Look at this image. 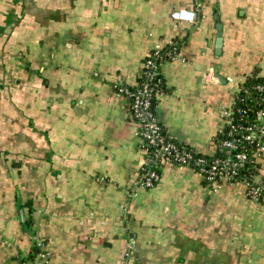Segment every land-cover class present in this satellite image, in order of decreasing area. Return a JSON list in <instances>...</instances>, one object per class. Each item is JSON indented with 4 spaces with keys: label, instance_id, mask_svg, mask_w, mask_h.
<instances>
[{
    "label": "crops",
    "instance_id": "0c3cea01",
    "mask_svg": "<svg viewBox=\"0 0 264 264\" xmlns=\"http://www.w3.org/2000/svg\"><path fill=\"white\" fill-rule=\"evenodd\" d=\"M183 7L195 23L172 17ZM166 47L179 57L161 67L159 120L214 154L239 82L264 77V0H0V264H24L29 218L50 264H264V205L246 184L214 189L166 163L135 187L143 141L114 84H137Z\"/></svg>",
    "mask_w": 264,
    "mask_h": 264
},
{
    "label": "built area",
    "instance_id": "2783aa9c",
    "mask_svg": "<svg viewBox=\"0 0 264 264\" xmlns=\"http://www.w3.org/2000/svg\"><path fill=\"white\" fill-rule=\"evenodd\" d=\"M182 12L192 13L191 19L181 15ZM172 17L175 20L195 23L198 14L196 9L183 7L174 10L172 12ZM178 57L179 54H177L175 47L166 50H163V48H156L144 61L140 76L141 78H145V80L140 85L139 82L135 84L136 86L139 85L138 87L131 89L127 86L131 84L126 83L122 79L114 84L119 94L130 99L133 115L139 123V133L143 141L142 149L145 152V161L142 173L135 182V187L151 188L155 186L161 176L160 170L166 163H172L179 167L194 168L214 189L220 188L223 183L235 184L232 180L238 174V166L247 157L245 151L240 150L236 152L235 160L231 157H216L211 159L205 157L194 158L191 150L182 147V145L166 133L156 110L153 109V98L155 96L159 98L162 95V93H158V83L160 80H156L161 74V67L166 61L175 60ZM259 89L262 90L263 88L259 87ZM230 107L231 103L223 109L222 116L223 118L226 117L228 119L227 121L231 123L233 117L231 116ZM259 117L264 118V111L259 112ZM225 122L226 120L224 118V124ZM239 130L244 133L243 140H246L250 144L256 142L257 139H259L260 142V139L264 138V125L232 124L230 134ZM241 142L242 139L240 137H234L226 139L223 145L229 148V150H234L241 145ZM260 148V156H262L264 144L261 145ZM193 164L195 166L192 167ZM261 190V187H254L252 196L257 198ZM37 243L41 248L40 253L37 255L36 259L28 261L26 264H50L49 253L46 250V240L39 237ZM128 254L129 253L126 255Z\"/></svg>",
    "mask_w": 264,
    "mask_h": 264
},
{
    "label": "trees",
    "instance_id": "16d2710c",
    "mask_svg": "<svg viewBox=\"0 0 264 264\" xmlns=\"http://www.w3.org/2000/svg\"><path fill=\"white\" fill-rule=\"evenodd\" d=\"M171 47L163 48V50H166ZM160 80L158 83L159 91L158 93L164 94L166 92V86L165 81L162 76V73L158 76L156 80ZM145 80V78H140L139 85ZM139 85H127L131 89H135ZM259 87H262L263 89L260 90ZM117 90V89H116ZM159 98L155 96L153 98V109L155 110V106L158 103ZM127 103L128 107L131 110L133 114V110L131 107L130 99L127 97ZM231 116L233 117V121L230 123L228 122L227 118H225L226 122L222 128V130L217 134L215 138L216 143V151L214 154H203L200 152H197L195 149L189 146H185L184 144H181L178 142L182 147L188 148V150H191L194 158L197 157H205L208 159L216 158V157H231L234 160L236 159L235 153L238 151H245L246 152V159L238 166V174L233 178V182L236 183H244L247 186V194L249 197L253 198L254 200L262 203L264 205V176H262L260 179H257V175L259 174V168L260 164L257 162L258 156L261 155V145L264 144V138L256 140L253 144L248 143L246 140H243L244 133L242 131H234L233 134H230V131L232 130V124H255L258 126L264 125V118L259 117V112L264 111V77L259 76L257 72H254L250 75H247L242 81L239 82L237 91L233 93V99L231 102ZM229 109V110H230ZM135 118V117H134ZM136 119V118H135ZM234 137H240L242 139L241 145L238 146L237 149L229 150V148L224 147L223 142L226 139L234 138ZM152 150V148H151ZM195 166L194 164L192 167ZM194 169V168H193ZM195 170V169H194ZM161 173V170H160ZM205 183L208 184L204 180ZM254 187H261V191L258 193L259 195L257 198H254L252 196V191ZM32 220L29 218L24 223L25 229L31 234L34 245L32 248V251L30 252L29 256L24 259L23 263L26 264L28 261L36 259L37 255L40 253L41 248L37 243V239L39 236L36 234V232L32 231Z\"/></svg>",
    "mask_w": 264,
    "mask_h": 264
},
{
    "label": "water",
    "instance_id": "95a60500",
    "mask_svg": "<svg viewBox=\"0 0 264 264\" xmlns=\"http://www.w3.org/2000/svg\"><path fill=\"white\" fill-rule=\"evenodd\" d=\"M215 18L217 19L218 23L216 25V28L218 30L217 34L219 36V39H218V44H221L222 43V25H221V21H220V17H219V14L216 13L215 15ZM215 75L216 77H218L220 80H222V82H225L226 83V78H224L218 71V69H215ZM20 213H21V216H22V220L24 221L25 220V216H24V211L23 210H20Z\"/></svg>",
    "mask_w": 264,
    "mask_h": 264
},
{
    "label": "clouds",
    "instance_id": "9594fccd",
    "mask_svg": "<svg viewBox=\"0 0 264 264\" xmlns=\"http://www.w3.org/2000/svg\"><path fill=\"white\" fill-rule=\"evenodd\" d=\"M181 15L187 17L188 19H191V17H192V13H190V12H182Z\"/></svg>",
    "mask_w": 264,
    "mask_h": 264
}]
</instances>
